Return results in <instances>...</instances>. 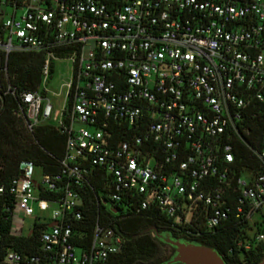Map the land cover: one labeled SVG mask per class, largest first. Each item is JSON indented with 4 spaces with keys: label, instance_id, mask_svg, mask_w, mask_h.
<instances>
[{
    "label": "built area",
    "instance_id": "built-area-1",
    "mask_svg": "<svg viewBox=\"0 0 264 264\" xmlns=\"http://www.w3.org/2000/svg\"><path fill=\"white\" fill-rule=\"evenodd\" d=\"M11 53L41 54L35 88L17 90ZM61 61L67 76L51 91ZM5 95L28 132L64 135L55 172L22 162L6 188L8 235L45 227L38 254L9 248L5 263L94 264L120 252L121 234L98 219L87 248L75 245L82 188L99 181L111 213L126 202L119 218L157 212L179 238L232 236L226 253L241 264L258 244L264 256V139L243 138L264 113V0H0V109ZM234 139L260 170L235 159Z\"/></svg>",
    "mask_w": 264,
    "mask_h": 264
},
{
    "label": "trees",
    "instance_id": "trees-1",
    "mask_svg": "<svg viewBox=\"0 0 264 264\" xmlns=\"http://www.w3.org/2000/svg\"><path fill=\"white\" fill-rule=\"evenodd\" d=\"M41 62L42 57L39 53H11L8 56V72L13 77L12 82L18 91L35 88L39 81ZM16 106L15 98L9 95L3 96L0 109V186L5 190L0 194V264H7L3 261V257L9 248L23 254H38L40 252L38 235L45 227L44 224H34L30 233L19 237L8 235L10 222L7 209L11 207V198L7 195L6 188L9 182L18 175L19 165L26 161L39 167L43 173L55 172L63 152L64 135L50 125H39L32 132H28L21 117L14 114ZM246 124L249 132L243 134L244 140L254 147L258 146L264 139V113ZM231 143L235 149V159L241 158L243 163L261 169L242 142L234 139ZM38 194L47 197L40 191ZM81 194L82 216L76 225L81 235L74 240L75 245L79 248H87L96 219L103 223L107 222L111 228L121 234L124 241L120 252L109 256L103 262L94 264H181L167 262L171 255L166 254V247L171 252L173 247L165 243L162 237H157L158 233L165 234L171 239L207 245L221 256L225 264H241L237 260L238 254L235 249L229 254L226 253V249L233 245V238L227 233H212L200 239L186 240L174 234L157 212L147 210L119 218L127 204L124 200H120L115 206L119 212L113 214L98 202L99 197H105L101 181L90 188H82ZM149 227H154L156 230L144 231ZM258 230L264 231V227ZM261 248L262 245L258 244L243 251L246 264H256L263 257Z\"/></svg>",
    "mask_w": 264,
    "mask_h": 264
},
{
    "label": "water",
    "instance_id": "water-1",
    "mask_svg": "<svg viewBox=\"0 0 264 264\" xmlns=\"http://www.w3.org/2000/svg\"><path fill=\"white\" fill-rule=\"evenodd\" d=\"M102 203H104L102 201ZM116 212V209H111ZM54 222L48 223L47 227L53 225ZM156 230L154 227L146 228L144 231ZM159 236H161L159 234ZM162 239L165 243L173 247V254L167 260L168 263L179 262L181 264H225L221 256L211 247L194 242L179 240L176 238H169L163 236ZM264 264V256L256 263Z\"/></svg>",
    "mask_w": 264,
    "mask_h": 264
},
{
    "label": "rangeland",
    "instance_id": "rangeland-1",
    "mask_svg": "<svg viewBox=\"0 0 264 264\" xmlns=\"http://www.w3.org/2000/svg\"><path fill=\"white\" fill-rule=\"evenodd\" d=\"M67 68H68V63L61 61V62H54L53 64V71L51 73V81L48 84V89L51 91L57 90L60 87V84L66 79L67 76ZM36 178H39V172H35ZM33 208V214L31 216H25L24 217V224L23 227L24 229H28L31 224L33 223V220L35 218L33 217L34 214L37 213L36 208L34 203L32 204ZM46 217L49 216V212H42ZM264 227V226H263ZM171 253V250L166 247V254L169 255Z\"/></svg>",
    "mask_w": 264,
    "mask_h": 264
},
{
    "label": "flooded vegetation",
    "instance_id": "flooded-vegetation-1",
    "mask_svg": "<svg viewBox=\"0 0 264 264\" xmlns=\"http://www.w3.org/2000/svg\"><path fill=\"white\" fill-rule=\"evenodd\" d=\"M159 234H160L161 236H159ZM163 236H166V235H165V234H161V233H158V234H157V237H159V238H161V237H163ZM172 254H173V252L170 253V255H172Z\"/></svg>",
    "mask_w": 264,
    "mask_h": 264
}]
</instances>
